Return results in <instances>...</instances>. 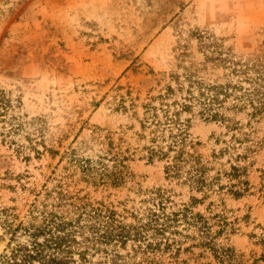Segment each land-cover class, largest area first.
<instances>
[{"label": "rangeland", "instance_id": "374dc122", "mask_svg": "<svg viewBox=\"0 0 264 264\" xmlns=\"http://www.w3.org/2000/svg\"><path fill=\"white\" fill-rule=\"evenodd\" d=\"M168 87L178 101L228 87L210 107L221 119L205 120L198 103L182 115L207 181L220 175L207 197L146 157L143 107ZM110 147L127 158V176L87 183L74 161H99ZM235 164L240 197L224 176ZM62 196L112 206L125 223V210L162 198L175 211L195 197L193 212L231 256L224 264H264V0H0V211L23 218ZM187 234L154 262L221 264ZM5 245L0 228V254ZM131 248L118 249L145 264Z\"/></svg>", "mask_w": 264, "mask_h": 264}, {"label": "trees", "instance_id": "16d2710c", "mask_svg": "<svg viewBox=\"0 0 264 264\" xmlns=\"http://www.w3.org/2000/svg\"><path fill=\"white\" fill-rule=\"evenodd\" d=\"M227 88L208 89L214 94H201L202 101L196 100L189 91V97L178 101L172 100L174 91L168 87L165 94L156 98L158 105L152 101L143 107L140 128L148 136L149 145L145 146L147 159L164 161L168 178L183 179L191 190L201 192L203 198L207 197V191L220 175L213 178L215 182L207 181L205 166L199 156L189 151L194 145L189 134L191 120L182 118V115L191 112L193 104L198 103L201 106L199 114L205 120L221 119L218 112H211L210 107L218 100V95L226 96ZM106 154V158L99 157V161H74L87 183L116 187L127 176L124 165L127 158L112 147L106 150ZM243 174V168L237 164L231 165L230 170L224 173L229 181L227 192L234 197L246 192L242 188L246 184L241 180ZM163 200L161 198L153 204L155 208H146L142 213L125 210L130 213L132 223H125V218L112 206L68 202L69 198L65 196L52 203L31 204L23 218H19L12 209H2L0 228L6 245L0 254V264H135L126 261L129 254L121 255L118 249L129 243L134 253L145 255V264H156L154 256L175 245L180 246L179 238H190L187 234L190 232L197 235L195 238L200 245L211 250L221 264L231 258L227 249L216 246L215 236L204 217L193 212L194 205L201 200L191 197L189 204H183L175 211H170ZM221 225L218 234L225 229V225ZM98 256L101 258L93 260Z\"/></svg>", "mask_w": 264, "mask_h": 264}]
</instances>
